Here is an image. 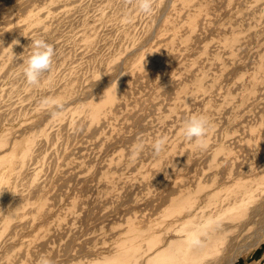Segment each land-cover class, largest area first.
Returning <instances> with one entry per match:
<instances>
[{
	"label": "rangeland",
	"instance_id": "1",
	"mask_svg": "<svg viewBox=\"0 0 264 264\" xmlns=\"http://www.w3.org/2000/svg\"><path fill=\"white\" fill-rule=\"evenodd\" d=\"M0 11V124L6 120L3 130L21 132L15 134L24 141L32 134L25 128L43 121L32 128L31 154L14 171L12 201L25 195L30 204L44 202L46 211L0 225V264H37L41 255L54 264H143L146 247L172 218L171 199L176 207L192 199L183 209H213L236 192L235 182L262 180L255 175L264 171V0H153L150 15L138 13L134 0H0ZM27 11L52 15L29 24ZM188 20L197 23L193 32ZM167 24L173 30H164ZM172 31L180 37L159 42ZM37 38L54 55L50 71L32 87L23 61ZM66 85L73 91L68 97L61 94ZM102 90L115 96L97 119L74 109L100 102ZM46 97L56 104L41 105ZM70 97L81 99L70 104ZM192 115L210 122L203 147L182 132ZM160 137L167 138L165 151L155 156ZM244 219L238 211L220 217L233 226L216 254L241 227L234 222ZM263 221L264 209L238 233L231 264H264V232L257 233ZM133 228L146 232L130 245Z\"/></svg>",
	"mask_w": 264,
	"mask_h": 264
},
{
	"label": "bare ground",
	"instance_id": "2",
	"mask_svg": "<svg viewBox=\"0 0 264 264\" xmlns=\"http://www.w3.org/2000/svg\"><path fill=\"white\" fill-rule=\"evenodd\" d=\"M165 4H166V2H165ZM168 4H170V3L168 2ZM162 9H164V8H162ZM8 11L9 10H7V11L5 10L4 12L9 13ZM27 12H28L27 23H29V24L34 23V22H38V19L41 16L49 17L52 15V13L49 11L42 12V13L37 12L35 14H33L29 11H27ZM207 15L208 14H204V18L201 19L203 17L202 16L198 20L201 23H204L205 22L204 20L207 19ZM198 20H197V22H198ZM187 24L188 25H187L186 29L190 32H193L194 28L197 26L196 21H189L188 20ZM163 27L166 28L164 30H167V29L171 30L172 29L171 24L163 25ZM43 28H44V25H39L37 30H41ZM161 28H162V26H161ZM162 30H163V28H162ZM156 33H159V32L156 31ZM179 37L180 36H179V34H177V31H172L168 38L164 37L163 39H160L159 42L162 44L164 43L165 45H168V41L170 39L179 38ZM147 38H149V37H147ZM9 40L11 41V44H15V45L20 44V38H15L14 40L10 38ZM143 40L145 41V38ZM235 41H236V37H233L231 39L230 43L227 44L231 50H232L233 43ZM139 43H141V42L139 41ZM140 47H142V45H140ZM149 55H151V54L149 53ZM146 56H148V55H146ZM145 58H147V57H145ZM142 60H143V58H142ZM149 60H147V61H149ZM144 61H145V59H144ZM150 73L152 74L151 71H150ZM110 77H112V75ZM110 80H111V78H110ZM94 82L95 81H93V83ZM102 82H105V81H102ZM102 82H100V84ZM98 84H99V82H98ZM104 84L105 83H103V85ZM96 86H97V84H96ZM102 87H104V86H102ZM71 91H72L71 87L69 85H66L63 88V91L61 92V94H63L65 97L66 96L68 97L71 94ZM85 93H86V91H85ZM85 93H84V95H85ZM87 93H86L87 96H85V97H89L90 93H88V94ZM78 95H80V94H78ZM84 95H82V96H84ZM96 95H100V98H99L100 102H98L97 104H90V101L87 103L86 102L83 103V104H85V107H81V106H83V104L78 105V106H77V104H75L76 106L74 109L86 108L85 112L87 113L86 116L89 118L88 120L97 119L99 117V115L102 113V110L104 108H106V106L110 103L109 101L111 99H113L115 96L113 93L111 94L110 91H107V90H102L99 93H97ZM64 96H63V98H64ZM80 99L81 98H77V97L71 98L69 103L70 104L74 103L76 101H79ZM113 107H115V106L113 105ZM183 113H184V111H183ZM2 116H3V114H2ZM41 116H43V115H41ZM5 121L6 120H4V122L2 124H0V127H1L0 128V199L2 198L1 200L3 202L6 200V205L3 206V207H5V210H4L3 216H1V218H0V225L2 228H9L15 219L23 218V217L27 216L28 214L32 217L39 216V218H41L42 216L45 215L44 212H46V211L43 212L44 209L42 210V208H44L43 207L44 202L41 204H38V203L30 204L29 201L31 198L25 197V195L24 196L19 195L17 197V199L18 198H21V199L17 200V202H14L16 199L14 200V199H12V197H13V194H15V192H18V189H17V186L11 187V183L14 180V174H15L14 171L19 166H22L23 163L25 162L26 157L31 154V144H32L31 141L33 140V135L36 134V132H34L35 134H33L32 128L33 129L40 128L43 121L42 122L41 121L39 122V120L35 121L36 123L37 122H39V123H37L36 125H33V123H32L31 129L25 128V127H27V125L24 127L26 129V131L31 130V133H32L29 135V138H27L24 141L21 140L20 136L15 134L18 132L21 135V132L17 131L14 134L10 135L6 131L3 130L5 127ZM35 122H34V124H35ZM21 128H23V127H21ZM19 130H21V129L19 128ZM38 147H39V145H38ZM32 153H33V151H32ZM10 155H13L15 157L14 161H11L7 158ZM34 157H36V156H34ZM167 157H169V156H167ZM31 158H32V156H31ZM161 158H158L157 160L159 162L164 161ZM224 159H226V157ZM79 165H80V163H79ZM77 167H79V166L77 165ZM12 171H13V175L11 174ZM255 176H260L259 179H262V180L256 181V182L246 181L244 183V185H242V183L240 181L235 182L234 184H235V186H237L236 192L232 195L226 196L224 199H222L220 201V205L213 207V209H211V208L205 209L208 206H204L203 208H199V207L193 208L192 207L189 209H183L184 207L191 205L192 199H189V200H186V201L180 203L177 207L175 206V204L173 202L174 200L171 199L169 201L168 207H174V208H168L167 209V211L169 210L167 216H172V218H169L166 221H164L163 227L160 229V231L157 234L158 237L154 238L153 244L149 243L150 245L146 247V250H145L146 256L143 260V264H153L152 261H153L155 256L158 257L157 262L155 264H231V262H233V260L235 259V254L237 253L238 250H240L238 243H237L238 242V240H237L238 233L242 232L244 230V228L246 226H248L249 224H252L253 222H255L257 220V215L261 214V210L264 209V198L262 195V193L264 192V171H263V173H261V175L256 174ZM240 185L244 189H241ZM261 185H263V186L261 187ZM174 191H175V189H174ZM186 192L187 191L184 190L183 193H186ZM252 195L253 196L257 195L256 198H254V202L258 198L255 203L249 202V199L251 198ZM9 200H11L10 203H9ZM12 200H14V201H12ZM165 201H168V200H165ZM247 203H250V205H247ZM28 205H30L29 208H27ZM172 210L174 211L173 215H169ZM235 211H238L239 213H242L245 216H247V220L244 219V221H240V222L236 221V223L234 222V225L236 227H239L240 225H241V227L239 228V230L237 232H235V233H233L227 237V238H229V244L226 246V248L221 253L216 254L218 252L217 250H219V245L221 243V240H223V236L226 237V232L229 230L231 231V228L233 226L231 223H228V224L221 223V222H219V219L222 215H225L226 213H232ZM47 212H49V211H47ZM41 213H42V216H41ZM41 224H42V222H40L36 225V228H37L36 233H38L37 231L40 230V227H38V226ZM132 224H136V221H133ZM259 226H257V227L260 228V230H258V231L255 230V231H257V233H259V231L264 232V223H261V225H259ZM12 228H15V227H12ZM146 229L148 230V228H146ZM144 231L145 230L139 231V230H136L133 228L131 231V237L127 238L130 240V242L128 244L131 245V242L136 241L139 238V234L143 233ZM255 231H253V232L255 233ZM260 233H259V235H260ZM256 235H258V234H256ZM144 236L146 237V235H144ZM254 239L250 238V240H253V241H254ZM193 240H195L196 242L193 243L192 242ZM252 242L248 241L249 244L251 243L250 246H253ZM173 243L176 244V247L172 248V249H167L168 246L173 244ZM253 244H254V242H253ZM242 245L245 246L244 243L240 244V246H242ZM246 246H245V248L247 249ZM198 257H203V259L201 261H199ZM9 264H11V263H9ZM96 264H99V263H96ZM103 264H120V263L117 260H111L110 261L108 259H104Z\"/></svg>",
	"mask_w": 264,
	"mask_h": 264
},
{
	"label": "clouds",
	"instance_id": "3",
	"mask_svg": "<svg viewBox=\"0 0 264 264\" xmlns=\"http://www.w3.org/2000/svg\"><path fill=\"white\" fill-rule=\"evenodd\" d=\"M134 3L138 13L150 15L153 11V0H134ZM123 22L130 23L131 20L128 17H124ZM28 48L30 52L23 61V75L28 85L38 86L42 75L50 71L52 67L54 49L43 38L32 40ZM40 103L47 106L56 104V101L46 97ZM209 128L210 122L207 117L204 115H192L183 121L182 132L186 139L190 141L194 139L198 147H203ZM166 142V137H160L154 141L152 148L155 156H159L165 151ZM139 147L140 145H137V148ZM192 242L195 243L196 241L193 240ZM37 264H54V262L47 255H41Z\"/></svg>",
	"mask_w": 264,
	"mask_h": 264
}]
</instances>
